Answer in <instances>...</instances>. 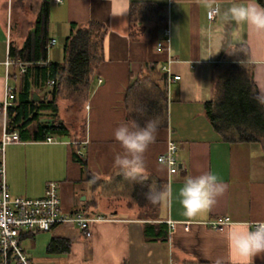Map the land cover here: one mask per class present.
Segmentation results:
<instances>
[{
  "label": "crops",
  "instance_id": "1",
  "mask_svg": "<svg viewBox=\"0 0 264 264\" xmlns=\"http://www.w3.org/2000/svg\"><path fill=\"white\" fill-rule=\"evenodd\" d=\"M21 2L0 0V101L5 85L19 92L24 66L10 56V45L22 47L41 0L31 9L23 34L11 24L12 10ZM231 2L248 0H218L222 10ZM209 10L204 0H50L51 46L58 38L63 46L71 23L97 22L107 30L102 46L93 50L85 92L75 96L63 87L55 116L43 112L39 119L62 123L66 132L47 136L57 141L46 137L6 144L0 152V168L11 195L39 198L46 183L53 181L64 212L100 219L90 223V236L72 222L22 236L21 247L33 264H215L217 259L232 264L229 226L246 222L254 229L264 222L262 145L223 140L205 109L214 98L217 71L230 61L247 64L258 94L264 95V33L247 23L224 24L220 15L209 19ZM166 29L168 41L157 50ZM8 59L12 63L6 65ZM47 60L63 62V51L52 56L48 47ZM159 88L166 92L164 112L159 116L151 110L137 111L141 91L151 95ZM42 95L43 90L33 91L32 100ZM61 109H72V115L63 116ZM153 118L161 123L155 143L145 153V167L152 186L171 187L173 198L158 203L157 216L151 219L138 216L149 210L134 200L132 183L114 163L123 149L113 133L120 123L136 121L143 126ZM2 127L0 115V140ZM35 130V124L29 126L30 134ZM170 142L176 147L174 173L157 160ZM79 155L85 159L83 168ZM208 171L218 175L227 190L209 212L189 218L178 190L188 177ZM219 218L227 223L212 227L211 222ZM149 223L157 225L156 232L166 229L167 239L146 237ZM160 223L165 228H159ZM54 237L68 239V250L48 252L47 244ZM253 264H264V253L253 257Z\"/></svg>",
  "mask_w": 264,
  "mask_h": 264
},
{
  "label": "trees",
  "instance_id": "2",
  "mask_svg": "<svg viewBox=\"0 0 264 264\" xmlns=\"http://www.w3.org/2000/svg\"><path fill=\"white\" fill-rule=\"evenodd\" d=\"M256 1L264 8V0ZM49 7L50 0H41L34 27L26 36L22 47L13 46V43L10 45V56L22 63L24 70L19 75V92L16 94L15 91L13 105L8 109L6 126L9 132L16 131L22 141L44 140L50 134L66 132L62 123L53 124L50 121L47 124L39 119L43 112L48 116H55L58 110L57 97L63 87L71 94L80 95L85 92L92 73L93 50L102 46L107 30L103 24L97 22L71 23L69 33L63 40V62L48 61ZM50 80L54 83L48 86ZM79 86L83 87L81 91ZM40 90H43L40 99L32 100V92ZM257 95L259 94L251 77V69L247 64L230 61L220 67L216 74L214 98L205 104V109L210 123L223 140L257 141L264 150V106L254 99ZM138 101L143 109L160 116L164 112L166 92L159 88L157 92L145 95L141 91ZM32 124L36 125V130L30 134L29 126ZM78 160L83 168L84 156L79 155ZM150 186V178L143 184H132V196L141 207L149 210L147 214L138 213V216L153 219L157 216L154 212L157 204L150 203L144 195ZM154 226L157 225H147L145 236L149 239L166 240V229L159 233ZM158 226L165 228L163 223ZM68 242V239L54 237L47 244V250L50 253L67 251Z\"/></svg>",
  "mask_w": 264,
  "mask_h": 264
},
{
  "label": "clouds",
  "instance_id": "3",
  "mask_svg": "<svg viewBox=\"0 0 264 264\" xmlns=\"http://www.w3.org/2000/svg\"><path fill=\"white\" fill-rule=\"evenodd\" d=\"M204 2L210 9V14L220 15L224 24L247 23L256 31L264 33V8L254 3V0H248L247 3L231 2L230 6L223 10L218 0ZM254 99L264 106V95H257ZM137 111L143 113L144 109L141 107ZM160 123L158 118L147 120L143 126L131 121L120 123L114 130V139L123 149V152L115 157L114 163L124 179L133 185L143 184L149 177L145 167V153L148 147L155 143ZM226 190L227 185L223 180L208 171L188 177L178 190V198L184 208V214L195 218L209 212ZM144 195L153 205L173 198L171 187L160 190L150 186ZM227 239L232 264H253V257L264 253V222L257 223L254 229L246 222L234 223L229 226ZM215 264H221V261L217 259Z\"/></svg>",
  "mask_w": 264,
  "mask_h": 264
},
{
  "label": "built area",
  "instance_id": "4",
  "mask_svg": "<svg viewBox=\"0 0 264 264\" xmlns=\"http://www.w3.org/2000/svg\"><path fill=\"white\" fill-rule=\"evenodd\" d=\"M209 19L215 15L207 13ZM169 31H164V38L157 43V50L164 48V42L168 41ZM54 40L49 43L50 47ZM6 65L12 63L6 60ZM168 71V67H163ZM179 76H173L178 79ZM54 82L48 81V86ZM15 93L13 89L5 85L4 98L0 101V115L3 117L2 135L0 140V152L4 146L11 142H19V135L16 131L7 130V113L13 105ZM46 141H57L56 138L47 137ZM175 145L170 142L166 154L157 158L159 162L165 163L170 173L177 170L175 159ZM100 217H87L81 212L68 214L60 207L58 184L47 182L44 194L39 198L25 196H13L9 193L2 167L0 168V264H33L21 247L22 236L38 231H50L53 227L67 222L74 223L86 236H90V223ZM227 223V219L219 218L211 222L212 227H218Z\"/></svg>",
  "mask_w": 264,
  "mask_h": 264
},
{
  "label": "rangeland",
  "instance_id": "5",
  "mask_svg": "<svg viewBox=\"0 0 264 264\" xmlns=\"http://www.w3.org/2000/svg\"><path fill=\"white\" fill-rule=\"evenodd\" d=\"M35 3H36V0H22L21 6L19 8H15L14 10H12L13 14H12L11 24L13 22L14 28L16 30H18L19 32H21L22 34L25 30L26 25H29V23H30V22H28V19L32 18L31 9L35 6ZM18 31L15 32V34H17ZM52 33L54 34V30ZM58 40L59 41L57 42V44L55 46L49 47V53L52 54V56H55V53H57L58 51L61 52V50H62L61 38H58ZM81 88H83V87L79 86L80 91H81ZM72 95L76 96V94H74V93ZM74 103L72 105H74V106L77 105L76 103L75 104ZM59 104L61 105V102ZM64 105H65V103H64ZM72 112H73L72 109H69L67 112L66 111L64 112V110L61 109V114H63V116H70V115H72ZM69 118L70 117H68V119Z\"/></svg>",
  "mask_w": 264,
  "mask_h": 264
},
{
  "label": "water",
  "instance_id": "6",
  "mask_svg": "<svg viewBox=\"0 0 264 264\" xmlns=\"http://www.w3.org/2000/svg\"><path fill=\"white\" fill-rule=\"evenodd\" d=\"M34 100V99H33Z\"/></svg>",
  "mask_w": 264,
  "mask_h": 264
}]
</instances>
